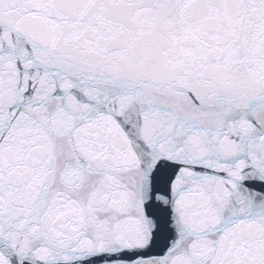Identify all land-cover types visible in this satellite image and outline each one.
<instances>
[{
    "label": "water",
    "instance_id": "1",
    "mask_svg": "<svg viewBox=\"0 0 264 264\" xmlns=\"http://www.w3.org/2000/svg\"><path fill=\"white\" fill-rule=\"evenodd\" d=\"M0 264H264V0H0Z\"/></svg>",
    "mask_w": 264,
    "mask_h": 264
}]
</instances>
